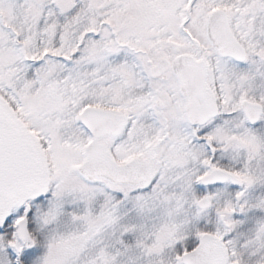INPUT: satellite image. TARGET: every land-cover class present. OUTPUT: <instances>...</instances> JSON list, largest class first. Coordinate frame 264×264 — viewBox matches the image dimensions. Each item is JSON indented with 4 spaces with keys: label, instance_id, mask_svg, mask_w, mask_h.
<instances>
[{
    "label": "snow or ice",
    "instance_id": "obj_1",
    "mask_svg": "<svg viewBox=\"0 0 264 264\" xmlns=\"http://www.w3.org/2000/svg\"><path fill=\"white\" fill-rule=\"evenodd\" d=\"M0 264H264V0H0Z\"/></svg>",
    "mask_w": 264,
    "mask_h": 264
}]
</instances>
